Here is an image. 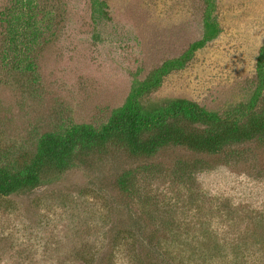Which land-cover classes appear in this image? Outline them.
Here are the masks:
<instances>
[{"label":"rangeland","instance_id":"obj_1","mask_svg":"<svg viewBox=\"0 0 264 264\" xmlns=\"http://www.w3.org/2000/svg\"><path fill=\"white\" fill-rule=\"evenodd\" d=\"M174 102L264 117V0H0V168L28 166L45 134ZM144 163L103 147L0 197V264H147L119 234L133 221L165 263L264 264V133L215 155L169 148L115 194Z\"/></svg>","mask_w":264,"mask_h":264},{"label":"trees","instance_id":"obj_2","mask_svg":"<svg viewBox=\"0 0 264 264\" xmlns=\"http://www.w3.org/2000/svg\"><path fill=\"white\" fill-rule=\"evenodd\" d=\"M263 133L264 117L242 125L237 120L208 114L192 103L174 102L153 115L143 114L137 107L128 105L97 130L86 125H73L64 133L43 135L38 153L28 166L19 172L0 168V197L7 198L35 188L44 168L64 172L75 167L83 156L103 147H116L136 161H149L137 169L123 171L113 183L115 194L129 197L139 169L144 173L151 170L155 160L169 148H181L198 155H215L230 144L258 139ZM93 185L95 190H101L100 183ZM154 233L138 225L137 221L127 223L119 231L120 237L133 241L136 251L147 264H169L162 260L165 258L163 248L154 244Z\"/></svg>","mask_w":264,"mask_h":264}]
</instances>
